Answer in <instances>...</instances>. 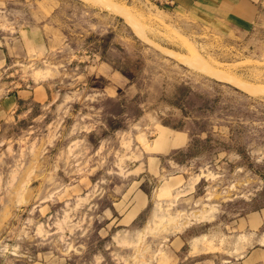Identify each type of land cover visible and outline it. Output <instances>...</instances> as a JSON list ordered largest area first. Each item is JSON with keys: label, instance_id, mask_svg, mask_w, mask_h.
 Returning <instances> with one entry per match:
<instances>
[{"label": "rangeland", "instance_id": "1", "mask_svg": "<svg viewBox=\"0 0 264 264\" xmlns=\"http://www.w3.org/2000/svg\"><path fill=\"white\" fill-rule=\"evenodd\" d=\"M2 45L0 95L45 89L0 125V264H264V0H0Z\"/></svg>", "mask_w": 264, "mask_h": 264}, {"label": "crops", "instance_id": "2", "mask_svg": "<svg viewBox=\"0 0 264 264\" xmlns=\"http://www.w3.org/2000/svg\"><path fill=\"white\" fill-rule=\"evenodd\" d=\"M176 8L195 13L200 19L220 24L226 30L248 32L258 17L261 0H165ZM217 23V24H215ZM5 44V43H4ZM0 49H11L2 45ZM44 85L36 84L31 91L18 88L0 95V125L17 112L26 100L37 102L43 98ZM30 93V94H29ZM164 131L162 132V134ZM160 134V138L163 135ZM177 138L174 143H177Z\"/></svg>", "mask_w": 264, "mask_h": 264}]
</instances>
